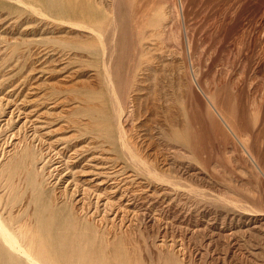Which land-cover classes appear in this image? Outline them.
<instances>
[{"label":"rangeland","instance_id":"1","mask_svg":"<svg viewBox=\"0 0 264 264\" xmlns=\"http://www.w3.org/2000/svg\"><path fill=\"white\" fill-rule=\"evenodd\" d=\"M0 217L41 264H264V0H0Z\"/></svg>","mask_w":264,"mask_h":264},{"label":"bare ground","instance_id":"2","mask_svg":"<svg viewBox=\"0 0 264 264\" xmlns=\"http://www.w3.org/2000/svg\"><path fill=\"white\" fill-rule=\"evenodd\" d=\"M207 99H208V97H207ZM208 101H210V100L208 99ZM210 103H211V101H210ZM215 110H216L217 114L220 115L222 120H224L222 115L219 113V111L216 108H215ZM224 122H225V120H224ZM226 125H227V123H226ZM227 127L229 128V126H227ZM229 129L231 130V132H233L231 128H229ZM40 253H42V252H40ZM37 256H39V255H36V257ZM35 258L30 254V252L26 248L21 246L20 242L17 241V239H15L9 233L6 226H4L2 224V222L0 221V264H41Z\"/></svg>","mask_w":264,"mask_h":264}]
</instances>
